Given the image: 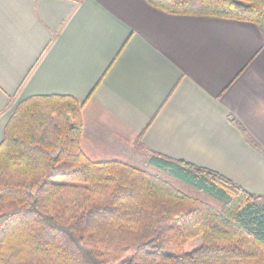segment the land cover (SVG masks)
Returning <instances> with one entry per match:
<instances>
[{
  "label": "crops",
  "instance_id": "0c3cea01",
  "mask_svg": "<svg viewBox=\"0 0 264 264\" xmlns=\"http://www.w3.org/2000/svg\"><path fill=\"white\" fill-rule=\"evenodd\" d=\"M38 95L82 104L94 161L160 173L156 155L171 157L264 195V35L253 22L146 0H0V143L16 105Z\"/></svg>",
  "mask_w": 264,
  "mask_h": 264
},
{
  "label": "trees",
  "instance_id": "16d2710c",
  "mask_svg": "<svg viewBox=\"0 0 264 264\" xmlns=\"http://www.w3.org/2000/svg\"><path fill=\"white\" fill-rule=\"evenodd\" d=\"M146 1L253 22L264 35V0ZM81 111L68 95L32 96L13 110L0 143V264H264V195L181 159L156 155L163 174L94 161Z\"/></svg>",
  "mask_w": 264,
  "mask_h": 264
},
{
  "label": "rangeland",
  "instance_id": "374dc122",
  "mask_svg": "<svg viewBox=\"0 0 264 264\" xmlns=\"http://www.w3.org/2000/svg\"><path fill=\"white\" fill-rule=\"evenodd\" d=\"M15 109V108H14ZM13 112V111H12ZM153 169H155V168H149V170H153ZM155 171V170H154ZM160 172V174H163V172H161V171H159ZM165 176H168L167 174H164ZM163 175V176H164ZM171 180L174 182V184L178 187V188H180L182 191H184L185 193H187V194H189V195H191V196H194V197H197V198H201V199H203V200H206V201H214V202H217L214 198H213V196L210 194V193H208V192H205V191H202V190H199V189H197L196 187H194V186H192V185H190L189 183H186V182H183V181H180V180H178V179H172L171 178ZM262 202H264V201H262ZM200 242H201V239H196V240H193L191 243H190V245H189V247H188V249H192V248H194V247H196L197 245H199L200 244Z\"/></svg>",
  "mask_w": 264,
  "mask_h": 264
}]
</instances>
